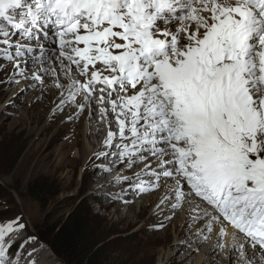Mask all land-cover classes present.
<instances>
[{
	"label": "snow or ice",
	"instance_id": "snow-or-ice-1",
	"mask_svg": "<svg viewBox=\"0 0 264 264\" xmlns=\"http://www.w3.org/2000/svg\"><path fill=\"white\" fill-rule=\"evenodd\" d=\"M8 65L6 105L36 88L52 90L54 112L107 102L118 132L105 146L154 178L117 182L143 193L170 180L174 209L187 200L221 237L226 222L244 237L234 251L248 244L264 264V0H0ZM25 228L19 216L0 223V264L33 255V237L13 248Z\"/></svg>",
	"mask_w": 264,
	"mask_h": 264
},
{
	"label": "rangeland",
	"instance_id": "rangeland-1",
	"mask_svg": "<svg viewBox=\"0 0 264 264\" xmlns=\"http://www.w3.org/2000/svg\"><path fill=\"white\" fill-rule=\"evenodd\" d=\"M11 70V65H8L0 71V77ZM18 86H15L16 89ZM3 87L5 86H0V223H6L19 216L21 223L26 225L14 244L19 245L26 237H33V245L39 247L38 251H43L51 257L54 264H72L70 261L64 263L42 242V229L56 226L80 206L91 213L92 232L96 240L102 242L105 264H181L183 257L193 246L200 243L201 246L198 247L202 248L209 243V240L205 239L207 235L202 225L205 219H196L190 223L184 235L186 237L189 232L200 226L201 233L195 235L198 239L177 254L178 244H173V240H170L173 230L179 227L180 217L184 216L183 219H186L184 211L190 206L188 202L186 204L184 201L181 207L175 209L168 206L161 210L155 203L144 212V219L139 218L143 211L142 205L150 199L156 201L160 194V197L162 196V189L170 190V180L166 183L161 179L159 188L143 193L137 191L132 182L97 186L91 182L92 177L88 175V172H91L90 167L93 166L90 163L86 165L82 151L79 152L82 150L81 144L75 146L73 133L80 132V116L64 120L61 112L50 115L48 96L35 101L28 98L29 93L22 95L15 103L9 102L6 105L5 100L9 94L3 91ZM19 90L17 89V93ZM17 93H13L11 99L15 100ZM109 112V116L113 117L111 111ZM95 113L101 114L97 108ZM89 116V120L93 118L94 121V118H97L96 114ZM113 132H118L116 125ZM117 140H114V145ZM80 141L86 142L85 146L92 150L85 138L79 137ZM73 142L74 149L69 148L68 145ZM113 149L116 155L111 156L110 160H119L120 149ZM126 163L127 161L120 162L119 168H114L107 177H135L137 173H141L146 184L154 182L153 177L143 174L147 162L123 171ZM151 167L156 169V163ZM101 168L99 165V170L95 169L96 176L100 175ZM35 182H40V187L45 189L48 200L44 205L29 195L30 185ZM168 200L170 203L175 201ZM153 213H157V216L148 220ZM163 222L168 225H158ZM183 225L184 223L179 229H182ZM222 240L223 238H219L218 241ZM26 246L27 244L23 249L24 253H27ZM227 249H221L219 246L213 256H222V260L228 261L227 264H241L244 255L241 256L234 248ZM199 254L200 251L193 253V264H196ZM28 260H33V256L28 257ZM219 260L214 263L220 264Z\"/></svg>",
	"mask_w": 264,
	"mask_h": 264
},
{
	"label": "bare ground",
	"instance_id": "bare-ground-1",
	"mask_svg": "<svg viewBox=\"0 0 264 264\" xmlns=\"http://www.w3.org/2000/svg\"><path fill=\"white\" fill-rule=\"evenodd\" d=\"M29 64H31V61L29 62ZM24 84H20L18 86V90L23 88ZM29 97L31 98V100H38L39 98H42L43 96H48L47 98L50 100V106H51V112L50 115L52 113H55L53 110L56 107V103H54V99L55 97L53 96L52 90L49 89L43 93H41L39 88H36L35 90L30 89L29 90ZM97 97L99 96V93L97 92L95 94ZM82 98H78V103L79 100ZM97 109H101V108H107L110 111V105L107 104V102L103 103V104H99L96 103L95 100L92 102L91 105V109L89 108H85L84 111L82 113L78 112V109L74 106V105H67L64 109V111H61V113L63 114V119L64 120H69V116L72 117H77L80 116L79 120H78V124H79V129L80 132H77V134L73 133L74 138L76 139V144L75 146L81 144L82 146V150H80L79 152L81 153L82 151V157L86 162V165H89V163L91 164V166H93V168L90 167V173L88 172V175H90V177H92L91 182L92 183H96L97 186H109V185H113L115 182H117V177H113V178H108L107 174H109L114 168H117L120 164V157L118 158L119 160H110V158H112V155H109L106 158V161H104V158H98V156L96 154L98 153H105V152H115L113 147L111 149L107 148L105 146V141L107 139V134L108 132L111 130L113 131V127L115 126V122H114V117H110L109 113H107V116L104 117L102 116V114H98L95 113V110ZM2 107H0V111H1ZM94 115L96 114L97 118H93L92 119H88L90 116L89 115ZM50 117V116H49ZM105 119V120H104ZM104 120V121H103ZM85 130H88V132H85ZM77 135H79V137H83L85 138V140L87 141L88 145H90L92 147V150L88 147L85 146L86 142H79V137H77ZM68 144V143H67ZM69 148L73 147L74 149V142L73 144H69L68 145ZM72 149V150H73ZM70 149H69V153H70ZM99 165L102 166V168L100 169L99 176H96L95 173V169L98 168L99 170ZM110 168L111 171L110 172H106L104 171V168ZM119 168V167H118ZM87 171V168H85ZM126 168L123 169V171H125ZM161 184V182H160ZM163 184V183H162ZM162 189V188H161ZM162 196L160 197V195L157 197V200H149L148 202H146L145 205H142L143 211L141 213V215L139 216L140 219H144L145 214L144 212H146L147 208L149 206H151L152 204L154 205L155 203H157L159 206L158 208L161 209H165L168 206H170L171 208L173 206L169 205V204H174V203H170L168 199L165 198L166 194L170 197L171 195L173 196L174 193H172L170 190L166 191V189H162ZM154 198V197H153ZM161 201H163V203H161ZM185 203L187 204V200H185ZM170 208V209H171ZM187 209L185 210V208H183V210H185L184 212H186V219H183V217L181 218V222L179 224V227L181 226V224L184 223L182 229H179V227H176L175 230H173V234H172V238L170 241L176 244H178V252H181L183 250H185V247L189 246L192 244V242L196 241L198 238H196V234L197 233H201L200 232V226H197L196 229H194L193 231L189 232V234L185 237L184 233L185 231H188L189 229V225L192 221L196 220L194 219V217L197 216V213L195 211H193V207L192 205H190L189 207H186ZM131 212V209H130ZM165 213V212H163ZM160 214V212H159ZM178 215V214H177ZM185 215V214H184ZM157 216V213H153L151 214V216L148 218L149 219H154V217ZM161 216V215H160ZM178 218V219H180ZM123 221V219H121ZM127 220V217H126ZM125 220V221H126ZM207 221L204 220L202 222V225L204 227L203 230H205V226H206ZM158 225H162V226H167L168 223H160ZM225 227L227 228V235L225 237H221L219 235V231H220V225L217 224L214 226L213 231L211 233H208L205 231V234L207 235V239L209 240V243L207 245H205L204 247L200 248L198 246H201V244L199 245H195L192 247V249L185 254V257H183V261L181 262V264L184 263H190L193 264V260H194V255L193 253H196L198 251H200V254L198 256V260L196 262V264H215L214 262L219 260V257L221 258L219 261L221 262L220 264H227L228 261L226 260H222V256H213V254L216 252V250L218 249V247L223 244L224 247L223 249L226 250L227 248H234V245L239 244L244 237H241L237 234L236 230H234L230 225H227V223L225 222ZM29 237V236H28ZM26 237L25 240L28 238ZM235 237V239H234ZM219 238H223L222 242H219ZM203 245V244H202ZM15 248V247H14ZM38 246L33 245L32 241L30 243L27 244L25 251L29 252L31 250H34L33 252V259L35 260L36 264H54V260L47 256L45 254V252L43 253V251H38ZM198 250V251H197ZM228 250V249H227ZM171 251V250H170ZM255 249H252L251 247H249L248 244H245L244 246V256H243V260L241 262V264H245V260L246 259H251L253 264H260V259L261 257L259 255L254 254ZM225 252V251H224ZM24 253V252H23ZM228 254V253H226ZM225 254V255H226ZM196 259V258H195ZM28 257L23 256L22 254V260H21V264H28Z\"/></svg>",
	"mask_w": 264,
	"mask_h": 264
},
{
	"label": "trees",
	"instance_id": "trees-1",
	"mask_svg": "<svg viewBox=\"0 0 264 264\" xmlns=\"http://www.w3.org/2000/svg\"><path fill=\"white\" fill-rule=\"evenodd\" d=\"M29 195L41 205L48 200L45 189L40 187V182L30 185ZM90 215L91 213L81 206L78 207L56 226L43 228L42 242L46 243L64 263L70 261L72 264H105L102 242H98L92 232L93 219Z\"/></svg>",
	"mask_w": 264,
	"mask_h": 264
}]
</instances>
